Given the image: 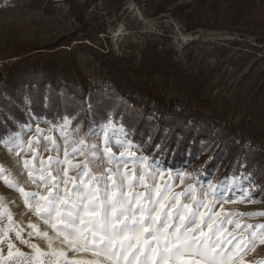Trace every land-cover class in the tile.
Instances as JSON below:
<instances>
[{
	"label": "trees",
	"instance_id": "16d2710c",
	"mask_svg": "<svg viewBox=\"0 0 264 264\" xmlns=\"http://www.w3.org/2000/svg\"><path fill=\"white\" fill-rule=\"evenodd\" d=\"M145 1L158 14L172 13L189 32L224 23L264 44V0ZM17 2L41 7L43 1ZM80 8H69L78 33L11 47L6 60H14L0 68V140L32 118L57 125L67 116L84 133L112 120L162 168L193 169L201 182L231 181L230 188L252 183L251 196L264 204V84L247 100L237 94L214 104V72H190L173 48L159 43L123 56L95 52L98 64L89 75L77 59L90 36Z\"/></svg>",
	"mask_w": 264,
	"mask_h": 264
},
{
	"label": "rangeland",
	"instance_id": "374dc122",
	"mask_svg": "<svg viewBox=\"0 0 264 264\" xmlns=\"http://www.w3.org/2000/svg\"><path fill=\"white\" fill-rule=\"evenodd\" d=\"M41 7H33L28 4H20L17 0H5L0 2V68L4 63L13 61L14 58L6 57L15 44L28 42L52 41L73 32L78 33L81 26L69 14L71 6L81 7L90 27V36L86 37V49L79 52L78 61L81 69L94 76V68L98 60L95 52L102 49L111 50L118 56L137 54L147 43H159L161 47L173 48L176 51V59L179 60L190 72L204 69L213 71L214 91L211 95L213 103H221L234 95H240L243 100L250 98L254 89L264 84V44H259L256 37L246 33H239L227 28L220 23L216 29L201 28L189 32L185 24L173 17L172 13L158 14L156 8H149L145 0H42ZM182 2L178 3L181 4ZM48 6V8H44ZM173 8V7H172ZM170 9V11L172 10ZM177 24V25H176ZM93 39V41H90ZM78 42L72 44L77 46ZM88 47V48H87ZM92 50H90V49ZM262 98V97H261ZM67 128L63 121L60 127L49 120L32 118L27 127H22L18 134L0 140V197L13 215L16 224L25 227L24 238L27 236L29 223L37 224L41 230H48L46 226L34 214L28 211L24 201L15 188L9 187L5 180H11L17 187H22L26 192L40 191L44 189L30 181L28 171L23 167V161H30V167L37 171L48 169L53 176L62 178L65 168L70 176H76L82 172L83 164L89 161V167L93 173L107 174L105 170L115 169V163H109L103 154V139L99 138L102 131H107L111 141L112 153L119 158L121 148L116 146L117 139L126 141L136 158L151 160L146 156L143 149L128 141L124 128L114 124L112 120L100 128H94L89 132L97 133V137L86 135L79 126V130L73 128L72 119ZM256 122H259V118ZM107 126V127H106ZM37 128L40 132H37ZM63 129V131H62ZM65 136L68 140L67 151L69 153L68 165H81L79 168H71L64 164L65 159ZM51 138L49 140L48 138ZM83 140V154L74 155L73 148H79L78 143ZM31 141V143H29ZM59 151L55 150L54 144ZM23 144L24 151L16 155V145ZM9 145L12 146L11 150ZM96 145V154L100 156L98 161L91 160L89 146ZM50 158L59 160V165H49ZM43 162V163H42ZM147 167V166H145ZM162 168V167H161ZM162 176H157V182L161 188L165 182L169 184L173 194L184 192L190 186L204 184L198 179L197 171L193 169L172 170L163 168ZM125 171H133V165L129 163ZM155 172V167L149 168ZM178 173H183V179ZM36 174L35 172L33 173ZM144 174V167L135 165V175ZM47 175V173H45ZM219 191L227 195L237 197V202H223L215 204L213 211L220 213L214 227H219L222 221L231 220V223L223 224V231L219 234L222 241H235L241 237H251L254 229L245 230L244 226L264 225V204L251 196L252 183L238 185L230 188L231 181L219 184L214 179L208 180ZM253 187V185H252ZM143 191L142 188H137ZM207 185L203 190L197 187V198H202ZM254 201V202H250ZM181 203L192 205L191 197H182ZM211 206V201H209ZM225 214H232L226 216ZM240 222V227H236ZM6 216L0 221V236L7 232V238L14 245L13 256H8L7 240L0 244V264H31V261L18 257L16 249L27 255L32 249L22 244L15 238V232H8ZM260 232L261 229L256 228ZM29 243H36L42 249L47 247L45 241L32 237ZM224 245L222 244V247ZM232 245L228 244L227 248ZM72 256V253H69ZM77 259H91L90 254L81 252L76 254ZM236 264H264V243L256 242L251 250L236 259Z\"/></svg>",
	"mask_w": 264,
	"mask_h": 264
},
{
	"label": "snow or ice",
	"instance_id": "6c2138e0",
	"mask_svg": "<svg viewBox=\"0 0 264 264\" xmlns=\"http://www.w3.org/2000/svg\"><path fill=\"white\" fill-rule=\"evenodd\" d=\"M70 123L65 116L64 128ZM55 127H60V124ZM76 130H79L78 125ZM37 132H40L39 128ZM86 135L97 137L95 132H86ZM99 138L103 139L104 158L116 164L115 169L105 170L106 175L93 173L89 161H85L84 170L76 176H70L65 168L63 177L59 178L48 169L37 171L30 167V161L24 160L23 167L28 171L30 181L42 187L44 194L40 191L26 192L11 180H5L9 187L19 192L28 211L50 229V232L41 230L37 224L29 223L28 238L41 239L47 247L42 249L36 243H29L23 235L25 227L14 222L11 211L0 197V221L6 216L8 232L14 231L15 238L32 249L27 256L16 249L18 257L31 261V264H236V259L251 250L256 242L264 243V225L244 226L245 230L254 229L250 238L241 237L235 243V238L222 241L219 234L223 231V224L231 223V220L214 227L220 213L212 209L220 203L223 211L222 203L237 202V197L219 191L208 181L173 194L167 182L163 188L157 182V176H162L166 170L156 161L136 158L131 145L119 139L115 143L122 150L117 158L112 153L106 130L99 134ZM48 139L51 140L50 137ZM52 142L55 150L59 151L55 141ZM78 143L81 147L73 148L74 155L83 154L84 142ZM67 145L65 136L63 163L66 165L69 160ZM15 147L19 156L25 146L19 144ZM96 149V145L89 146L92 161L100 159ZM48 163L59 165L61 162L50 158ZM129 163L133 165L131 172L124 170ZM136 164L144 167V174L139 177L135 175ZM153 166L156 171H149ZM68 167L75 169L81 165ZM178 175L183 179V173ZM204 185H207V191L198 199L197 187L203 190ZM138 187L143 191L136 190ZM182 197H191L192 205L181 203ZM240 226V222H236V227ZM256 228L261 231H255ZM5 240L11 258L14 245L7 238V232L0 236V244ZM228 244L232 247L227 248ZM81 252L90 254L92 258H75ZM69 253H72L71 257Z\"/></svg>",
	"mask_w": 264,
	"mask_h": 264
},
{
	"label": "bare ground",
	"instance_id": "6f19581e",
	"mask_svg": "<svg viewBox=\"0 0 264 264\" xmlns=\"http://www.w3.org/2000/svg\"><path fill=\"white\" fill-rule=\"evenodd\" d=\"M177 25V24H176Z\"/></svg>",
	"mask_w": 264,
	"mask_h": 264
}]
</instances>
